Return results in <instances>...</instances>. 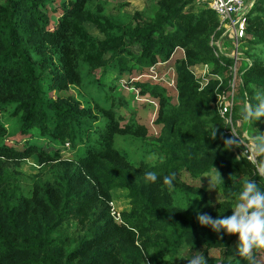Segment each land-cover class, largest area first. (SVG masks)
Here are the masks:
<instances>
[{
  "label": "trees",
  "instance_id": "1",
  "mask_svg": "<svg viewBox=\"0 0 264 264\" xmlns=\"http://www.w3.org/2000/svg\"><path fill=\"white\" fill-rule=\"evenodd\" d=\"M95 1L0 0V138L7 135L1 118L5 110L17 121L13 143L31 136L57 145L46 152L29 137L22 147L0 143V264H186L194 252L204 254L207 264H254L257 251L264 248L242 257L231 250L235 234L214 232L195 219L201 213L230 215L234 202L228 197L246 178L264 187L255 164L239 155L241 146L224 144L234 138L225 122L228 111L222 116L211 105L215 88H229L235 62L209 44L217 16L193 0H156L147 19L135 20L136 14L121 22L103 14ZM244 20L247 50L252 46L264 52V0H254ZM85 22L101 37L89 33ZM176 48L183 49V57L170 66L175 102L164 81L133 79L129 85L155 99L158 136L148 138L147 127L132 114L120 124L122 109L132 106L117 89H103L109 64L116 60L119 70L138 76L158 63L169 66ZM255 57L238 70L233 116L240 111L239 100L245 104L264 92V57ZM196 64H209L221 84L210 74L199 87L191 71ZM45 83L55 91L76 84L91 104L82 105L71 95L47 100ZM209 122L217 129L214 139L203 134ZM263 125L260 118L248 122V129L264 133ZM118 139L132 141L137 149L130 152ZM66 143L73 151L69 158L62 155ZM150 153L153 157L146 159ZM29 160L37 172L26 184L21 164ZM261 161L264 153L258 156ZM153 165L157 181L145 182L143 174ZM212 169L222 197L215 205L203 186L180 177L181 171L195 178ZM169 173H175L171 186L162 180ZM120 191L128 207L118 212V220L111 203ZM211 249L219 256H211Z\"/></svg>",
  "mask_w": 264,
  "mask_h": 264
},
{
  "label": "rangeland",
  "instance_id": "2",
  "mask_svg": "<svg viewBox=\"0 0 264 264\" xmlns=\"http://www.w3.org/2000/svg\"><path fill=\"white\" fill-rule=\"evenodd\" d=\"M61 1V0H60ZM65 0H63L64 2ZM206 0H193V2L196 5L202 6V7H207V2ZM246 2L249 3L251 0H246ZM254 2V0H252ZM251 2V4H252ZM156 4V0H96L95 1V6H101L102 8V13L112 17L114 19H117L121 22H127V20L132 19L133 17H137L135 20H144L147 19L149 16H151L154 12V6ZM51 7H55V4L50 5ZM137 14V16H136ZM235 17V18H234ZM237 15H231L230 18L232 20H226V21H220L218 19V24L213 32L211 34L209 44L215 47L216 54L221 53V54H228L234 56H240L236 58L235 62L232 65V79L230 81L229 88L226 90L222 89H217L215 88V100L212 102V106L217 107L218 109L221 110H229L230 109V104L232 103V100H235L237 91L239 94V89H237L238 85V70L242 65H245V63L248 61L249 63L253 62L254 58H256V54L258 53L262 57H264V52H260L259 48L252 47L250 50H247L249 47L245 44V40H242L244 36L246 38H249V36L240 31L239 25L237 23ZM53 19L55 17H52ZM55 24V23H54ZM246 25V21H242L241 29H244ZM85 26L88 30L89 33L96 37H101L100 31L91 23L85 22ZM237 48V50H236ZM177 49V50H176ZM175 49V54L174 57L170 60H168V67L173 65V59L174 58H179L183 57V49ZM243 52H246L244 54ZM182 53V54H181ZM247 55V57L245 56ZM258 56V55H257ZM175 60V59H174ZM129 62H131L129 60ZM163 63V62H162ZM165 65H156L157 67V72L156 75H149L148 73H141L138 76L140 79H153V80H161V82H165L170 86V90L167 91V94L170 95L171 101L175 102L176 100V93L174 88L172 87L174 85V77H175V72L172 69H169ZM155 70L154 68H151L150 72ZM211 66L209 64H196L193 68H191V71L195 78L199 82V87L204 86L208 81V77H210ZM101 72L98 70L94 71L95 76H99ZM137 72L135 71H128L124 70L121 71L118 68V64L116 60H113L108 68L106 69L104 76H103V89L111 93V90L115 88L119 92V95H121L124 98H128L130 100L131 108L128 110L122 109V114H123V119L120 121V124H124L127 120V118L132 114L135 118L136 121L139 123L145 125L147 127V136L148 138L158 136L159 132V126L153 123V119L156 116V108L157 104H154L155 99L148 96L147 94L141 95L140 91L137 88H131L129 87L130 83L134 77L136 76ZM153 74V73H151ZM234 74V75H233ZM215 75V74H213ZM157 76V77H156ZM213 78L212 80H217L218 83L221 84L222 78L221 76H214L211 77ZM42 88L44 90V96L47 100H51L55 98L56 96H74L77 100L81 102L82 105H89L91 104V98L89 97L88 94H84V92L81 91L80 86L76 84H70L67 89L62 90V91H55L54 89H50L47 83L42 85ZM148 98V100H147ZM240 111L237 115L229 117V120L232 121V125L234 128L242 132L243 138H244V143L246 145H251L252 140L251 137L258 134L256 133V129H251V127L248 129V121L244 120L241 117V109L243 107L242 101L239 100L238 102ZM1 118H2V123L5 126L7 130V135L5 137L0 138V143L5 142L7 145H11L13 147H22L24 146V143L27 139L31 138L30 140L32 141L33 144H37L40 147L43 148L44 151L50 152L52 148H55L56 142L53 140L45 139V138H40V137H29V136H23L19 141L16 143H13L15 141V138L17 136H13L15 132H17V121L15 118L11 117L7 112L2 111L1 113ZM264 126V125H263ZM29 137V138H28ZM249 138V139H248ZM248 139V141H247ZM124 146L125 148L129 149L130 152H134V149H137V145L131 143L132 141L130 140H121L118 139ZM132 145H130V144ZM150 144L151 141H150ZM134 145V146H133ZM136 146V147H135ZM71 146H66L65 149L62 151V155L69 158L73 154L72 149H70ZM120 150H123L119 148ZM234 153L238 155V150L237 147L232 148ZM140 150H136V153H139ZM234 154V155H235ZM129 155V154H128ZM239 155H243V151L239 152ZM138 156V155H136ZM153 155L150 153L147 155L146 159H151ZM26 162V163H25ZM24 163L21 164V169L24 172L25 180L24 183L27 184V181L30 179V174L36 173L37 168H32L31 161H25ZM30 162V163H29ZM207 172L205 174H202L199 177H191L186 171H181L180 177L183 181L186 183L192 185V186H203L206 192L207 197L209 198L210 202L212 205H215L218 201L221 200V195L219 191L216 188H212L214 184V179H215V171ZM215 185V184H214ZM112 208L114 209L115 212H120L122 209L128 207V199L125 197V192L120 191L116 192L114 194V199L113 202L111 203ZM233 206V205H232ZM237 239V238H236ZM231 250L235 253L236 252V244L232 243L231 244ZM187 253V250L184 249L183 254ZM196 254V252H194ZM209 254L211 256H219V251L217 249H211L209 251ZM189 255V254H188ZM185 263V262H184ZM183 264V263H182ZM187 264V263H186ZM254 264H264V251H257L255 257H254Z\"/></svg>",
  "mask_w": 264,
  "mask_h": 264
},
{
  "label": "clouds",
  "instance_id": "3",
  "mask_svg": "<svg viewBox=\"0 0 264 264\" xmlns=\"http://www.w3.org/2000/svg\"><path fill=\"white\" fill-rule=\"evenodd\" d=\"M241 117L250 124L264 118V92H257L251 100L245 102L241 109ZM203 134H207L210 139L216 137L217 129L213 122H209L208 126L203 129ZM234 138L225 139L224 144H227L228 147L239 144V140ZM251 140L250 150L257 155L264 153V133L252 136ZM253 162L255 163V161ZM152 169L144 172L143 180L145 182L155 183L157 181L159 173L155 170V165L152 166ZM256 174L264 177V161L256 165ZM174 179L175 173H169L162 177L163 183L168 186L173 184ZM216 181L221 183V176L218 172H216ZM212 188H215L214 184ZM228 199L234 202L230 215L213 218L206 213H201L195 219L199 225H208L214 232L219 233L223 230L225 234H236L237 254L242 257H250L253 249L264 248V187L259 186L256 179L246 178L240 190L234 195H230ZM188 205L189 202L186 207ZM187 264H207V259L204 254L196 252L195 255L187 258Z\"/></svg>",
  "mask_w": 264,
  "mask_h": 264
},
{
  "label": "built area",
  "instance_id": "4",
  "mask_svg": "<svg viewBox=\"0 0 264 264\" xmlns=\"http://www.w3.org/2000/svg\"><path fill=\"white\" fill-rule=\"evenodd\" d=\"M201 1H203V0H201ZM205 2H207V7L215 13V15L217 16V19H219L220 21L232 20V18H230V16L231 15H237L238 16L237 17V23L239 25L240 31L244 32L243 29H241V25H242V21L244 20V15H245L246 11L251 6L252 0L249 3V5H248V2H246V0H206ZM252 4H253V2H252ZM236 50H237V48H236ZM229 56H232V55H229ZM232 57L234 58V60H236V54ZM163 64L164 63H158L157 65H163ZM151 68H154L155 70L150 72ZM168 68L172 70V68H170V67H168ZM156 70H157V68L154 65L149 67V75H151V76L156 75V72H157ZM151 73H153V74H151ZM138 76H141V75H138ZM138 76L134 77V79H140V77H138ZM229 107L231 108V104ZM218 111L223 116L224 112L226 110L220 109ZM224 116H225V122L229 125L228 133L231 136L232 135L236 136L237 137L236 139L239 140V144H236L237 146H241L240 147L241 149L239 150V152L243 151L244 157H246L249 161H251V162L255 161V163L253 162L255 164V166L257 164H259L260 163V162H258L259 154L258 155L254 154L250 150L251 145H246V143H244L243 134H241L242 132H238L234 128V126L232 125V121L229 120V117L231 116L230 109L228 110V114L224 115ZM248 139H247V141H248ZM66 146H69L68 143H66ZM262 178L264 179V177H262ZM112 215L116 219L120 220L119 214L117 212H115L113 208H112Z\"/></svg>",
  "mask_w": 264,
  "mask_h": 264
}]
</instances>
